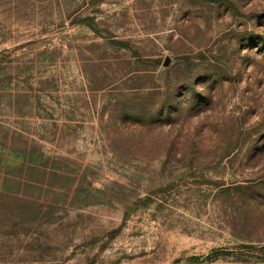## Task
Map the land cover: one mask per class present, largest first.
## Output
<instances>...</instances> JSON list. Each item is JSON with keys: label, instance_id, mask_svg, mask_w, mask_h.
Returning <instances> with one entry per match:
<instances>
[{"label": "rangeland", "instance_id": "1", "mask_svg": "<svg viewBox=\"0 0 264 264\" xmlns=\"http://www.w3.org/2000/svg\"><path fill=\"white\" fill-rule=\"evenodd\" d=\"M0 264H264V0H0Z\"/></svg>", "mask_w": 264, "mask_h": 264}]
</instances>
